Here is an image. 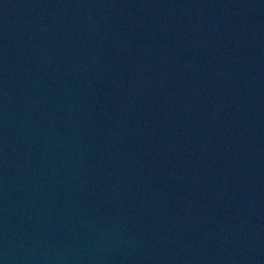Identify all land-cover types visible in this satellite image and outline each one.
<instances>
[{
  "label": "water",
  "instance_id": "water-1",
  "mask_svg": "<svg viewBox=\"0 0 264 264\" xmlns=\"http://www.w3.org/2000/svg\"><path fill=\"white\" fill-rule=\"evenodd\" d=\"M0 264H264V0H0Z\"/></svg>",
  "mask_w": 264,
  "mask_h": 264
}]
</instances>
